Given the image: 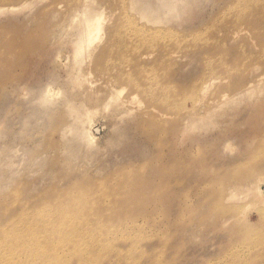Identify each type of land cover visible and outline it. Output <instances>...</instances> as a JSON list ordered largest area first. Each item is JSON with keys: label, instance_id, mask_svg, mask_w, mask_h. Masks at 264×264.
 <instances>
[{"label": "rangeland", "instance_id": "1", "mask_svg": "<svg viewBox=\"0 0 264 264\" xmlns=\"http://www.w3.org/2000/svg\"><path fill=\"white\" fill-rule=\"evenodd\" d=\"M0 260L264 264V0H0Z\"/></svg>", "mask_w": 264, "mask_h": 264}, {"label": "bare ground", "instance_id": "2", "mask_svg": "<svg viewBox=\"0 0 264 264\" xmlns=\"http://www.w3.org/2000/svg\"><path fill=\"white\" fill-rule=\"evenodd\" d=\"M163 5V4H162ZM178 5H180V4H178L177 2L175 3V5L172 7V9L173 10H176L177 8H178ZM166 10V9H165ZM86 20H87V35H89V37H91V42L90 43H93L97 38L98 39H101V31H102V29H103V23H102V19H101V16L100 15H93V16H87L86 17ZM213 84H214V80H208V82L207 81H205L203 84H202V86L200 87V89L198 90V92L200 91V97H199V99L196 101V103L194 104V107L189 111V115H190V119L192 120V121H198V120H201V119H203V118H205L207 115H208V112L206 111V109H208L209 107H207V105H206V102H205V100H206V98H207V96H208V93L210 92V90H211V88L213 87ZM49 90V88L47 89V91ZM50 91V90H49ZM51 92V91H50ZM43 94V93H42ZM48 94V93H47ZM50 94H48V98L51 96H49ZM43 96H46L47 97V95L45 94V95H43ZM72 102V101H71ZM70 102V103H71ZM79 104V103H78ZM123 105V104H122ZM125 105H127V103H126V101H125V104H124V106ZM213 106V105H212ZM70 108V107H69ZM70 110V109H69ZM71 110H73V113H72V111H71V113L70 114H76V116H74L75 118L77 117V120H78V122L79 123H82L81 124V127L80 126H78V127H80V129H82V128H85V127H82V125L84 124V125H86L88 122H90V124L92 125V112H91V110H88V109H86V107L85 106H82V105H75V104H73L72 106H71ZM74 114V115H75ZM71 116V115H70ZM73 116V115H72ZM74 121H75V119H74ZM73 121V122H74ZM77 122V121H76ZM86 123V124H85ZM77 124V123H76ZM89 124V123H88ZM83 125V126H84ZM69 128H72L73 127V125L70 127V126H68ZM76 127V126H75ZM74 127V128H75ZM78 127L77 128H75L74 130H73V132L74 133H76V136H75V134L73 135L72 134V132H71V130L70 131H68V133L70 132V134H72L77 140H82V139H85L84 141H87L89 144H93V142H94V138L92 137V135L88 132V131H80V129H78ZM68 128L66 127L65 128V131H64V129L62 130V131H64V132H66V130H67ZM83 130V129H82ZM76 131V132H75ZM63 134V133H62ZM71 135V136H72ZM64 136V135H63ZM66 136V135H65ZM73 137V138H74ZM236 188V186H233V188ZM238 187V186H237ZM232 188V190H231V188H230V192H232L233 190V192L232 193H228L229 195H227V197H226V200H235V199H237L236 197V195H238V191L239 192H241L242 191V193L244 194V192L245 193H247L248 191H249V189L250 188H247V187H244V188H241V186L238 188V190L237 191H235V189H233ZM243 190H245L244 192H243ZM237 193V194H236ZM242 195V194H241ZM239 196V195H238ZM1 258H3V257H1ZM0 262H2V260H0Z\"/></svg>", "mask_w": 264, "mask_h": 264}]
</instances>
